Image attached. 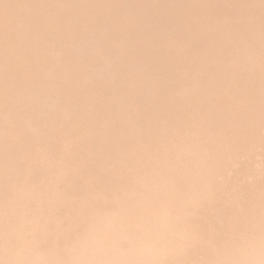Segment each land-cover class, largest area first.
<instances>
[{"label":"bare ground","instance_id":"1","mask_svg":"<svg viewBox=\"0 0 264 264\" xmlns=\"http://www.w3.org/2000/svg\"><path fill=\"white\" fill-rule=\"evenodd\" d=\"M261 154L264 0H0V264H264Z\"/></svg>","mask_w":264,"mask_h":264},{"label":"rangeland","instance_id":"2","mask_svg":"<svg viewBox=\"0 0 264 264\" xmlns=\"http://www.w3.org/2000/svg\"><path fill=\"white\" fill-rule=\"evenodd\" d=\"M261 161H263V163ZM246 163L248 169L246 170L245 174H243V182L245 185L250 187L253 184L256 185L258 181L262 179L264 174V154L248 159ZM255 163L257 166H255ZM237 167H234V169Z\"/></svg>","mask_w":264,"mask_h":264}]
</instances>
